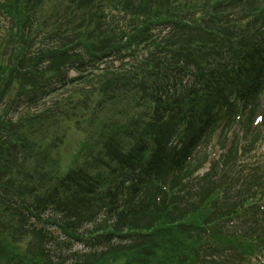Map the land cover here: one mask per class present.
<instances>
[{"label":"trees","instance_id":"trees-1","mask_svg":"<svg viewBox=\"0 0 264 264\" xmlns=\"http://www.w3.org/2000/svg\"><path fill=\"white\" fill-rule=\"evenodd\" d=\"M0 12V264L264 255V164L237 144L203 177L188 162L264 93V0H0ZM40 13L51 30L36 48ZM59 84L52 116L7 118L6 97L37 109ZM60 126L62 146L66 130L84 136L75 165L54 160Z\"/></svg>","mask_w":264,"mask_h":264},{"label":"rangeland","instance_id":"rangeland-1","mask_svg":"<svg viewBox=\"0 0 264 264\" xmlns=\"http://www.w3.org/2000/svg\"><path fill=\"white\" fill-rule=\"evenodd\" d=\"M9 25H10V21L7 18H4L2 16V13L0 12V40L4 36L3 35V30L5 28H8ZM49 26H50V23H48V28H49ZM41 38L44 39L45 38V34H43V36ZM73 76H76V72H72L71 77H73ZM59 98H62V89L61 90H57L52 95L47 96L42 101H40V103L38 104L37 109L36 108H32L31 110H29V108H28V106L26 104H22L21 106L15 105L13 108H11L9 110V114H8L7 118L15 123L21 116H23L24 114H26L28 112L31 113V114H34V113L40 112V111H45V112H47L48 114H50L52 116L55 113L56 103H57V100ZM260 104L262 106V110L264 111V96L261 98ZM255 126L256 125H254L252 127L254 128ZM237 131H244L245 132V130L240 129L239 127H237ZM240 135H241L240 137L243 138V134L240 133ZM229 138L232 139V136L230 135ZM68 141H71L72 143H76L77 144V136H74V137L70 136L68 138ZM217 141H218V136H216L214 138L213 145L211 144L209 146V148H208L209 153H214L215 151H217V152L221 151L220 150L221 146H220V144L217 143ZM243 143H244V141H243ZM59 144H60V142H59ZM215 145H217V146L215 147ZM69 146L71 147V149H70ZM69 146L66 147V150H65V153H64L65 155L71 153L72 150H73L72 146L71 145H69ZM257 149H259L260 152L259 151H255V152L259 153L258 157H260V160L263 161L264 160V144L262 145L261 142H260L258 144ZM255 152H253L252 154H254ZM61 153H62V149H61ZM75 250H77V249H75ZM259 264H263V263L260 262Z\"/></svg>","mask_w":264,"mask_h":264}]
</instances>
